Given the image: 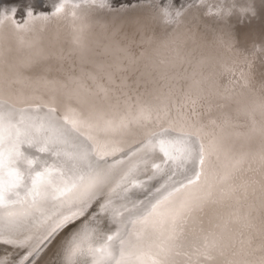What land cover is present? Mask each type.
Listing matches in <instances>:
<instances>
[{"label": "bare ground", "instance_id": "obj_1", "mask_svg": "<svg viewBox=\"0 0 264 264\" xmlns=\"http://www.w3.org/2000/svg\"><path fill=\"white\" fill-rule=\"evenodd\" d=\"M48 1L50 13L28 8L20 24L0 15V262L98 192L94 217L34 264H264V0H230L245 18L216 0L210 15L212 37L231 14L255 73L234 27L219 42L169 33L177 23L147 34L134 18H73ZM24 147L55 154L40 169ZM5 172L22 175L21 199Z\"/></svg>", "mask_w": 264, "mask_h": 264}, {"label": "rangeland", "instance_id": "obj_2", "mask_svg": "<svg viewBox=\"0 0 264 264\" xmlns=\"http://www.w3.org/2000/svg\"><path fill=\"white\" fill-rule=\"evenodd\" d=\"M19 1H22V0H17L16 2L11 1V2H14V3L10 4L11 8L12 7L16 8V11H15L16 14L14 16H15V20H16L17 24H20L19 22H20V19H21L20 15H17V13H18L17 12V8H19V6H20L19 4H17ZM76 1H78V5H81V6H78ZM79 1H80V3H79ZM191 1H193V0H65V5L63 7L67 6L65 12L69 11L70 14H68V15H71L73 18H76V15L77 16L78 15L82 16L81 12L83 10H85V9H88V10L93 9L95 12L99 13V16L101 18H103V17L106 18L107 17L106 19H107L109 24L111 23L110 25H113V23H112V21H114L113 17L116 16V15H121V16L123 15L121 17V20L123 18H125V17L126 18L127 17L128 18H134L138 24H143L144 26L147 27L146 28V29H148L147 30L148 31L147 34L150 31V27L149 26L157 24V25H159L160 28H162V29L164 28L166 30V29H169L170 26L173 27L177 23V25L172 30H168V31H170L169 33H174V32H178L179 33V31H180L181 34H187L188 35L189 31L192 32L194 30L197 33H200V31H201V36H209V37H211L209 35V33H210L212 27L215 26L214 25L215 23H213V22H215V20L213 19L212 16H210L213 13V12H211V10L213 8L215 9L216 5L219 6L220 5L219 2H216V0H196L195 1L196 3L194 5L192 3H190V5H192L191 7L186 8L188 6V5H186V7L184 8L185 4L189 3ZM198 1H200V2L198 3ZM233 1L234 2L246 1V3H248V1H252V0H233ZM39 2L40 1L33 0V5H34L33 7L36 8V9L42 7V4H39ZM56 2H58V0ZM72 2H73V4H72ZM105 2L107 3L108 7L101 8V7H103L102 4L105 3ZM70 4H72L73 6H71ZM49 5H51V3ZM75 5H77V6H75ZM235 5L236 4L230 2V0H229V1H227V3L225 5H222V6L225 7L227 11L229 10V12L232 13V12L236 11L237 7ZM238 6H240V5H238ZM73 7H74V9L76 8L75 10L78 11L77 14L74 12V10H71V9H73ZM141 7H142V9H141ZM4 8L0 7V15L2 17H4V16L6 17V15H7L8 19H11V16H10L9 12H4V10H6ZM237 9L244 11L243 18H245L247 16L246 13H245V9L242 6H240V8H237ZM1 10H2V12H1ZM51 11H52V9H49L46 12L50 13ZM10 12H12V11H10ZM115 12L116 13L119 12V13L116 14ZM237 12H238V10H237ZM121 13H123V14H121ZM127 13H128V15L130 14L131 16H128ZM125 14L127 16H125ZM183 14H184V16L181 17ZM44 16H53V15L52 14H45ZM198 17L199 18L200 17L204 18L205 23L208 24V25H205L204 21H201V20L199 21ZM224 17L227 19L226 23L227 24L230 23L231 26L224 27V25H222V26H221V24L218 25L217 29L212 32V37H213V39L216 42H219V39H218L219 38V36H218L219 34H221V33L225 34V33L228 32L227 28H231V27L237 26L236 25L237 22L234 21V19L231 17V14L224 15ZM192 18H194V19H192ZM195 18H196V20H198L201 23V29L200 28H198V29L197 28H189V25H191L192 23L194 24L196 22ZM4 19H6V18H4ZM4 19H2V20H4ZM17 19H19V21H17ZM54 19H56V18H54ZM166 19L168 20V23H167L168 25L167 26H163V27L160 26L162 24L163 20H166ZM2 20H1V22H2ZM161 20H162V22H161ZM217 21L219 23H221L222 20L219 17V18H217ZM79 22H80V19H79ZM210 24H212V25H210ZM155 28H157V27L155 26ZM231 32L235 34V39H234V41H232L234 46L232 45V47H235V49H243V51L246 52L245 49H247V48L244 45V43L241 41V37H240L242 31L235 28V31H231ZM212 49L215 50L213 46H212ZM246 53L249 54L247 56V58L250 60L249 68H250V70L253 73H255L254 70L256 69V65L253 63L254 55L252 54L251 51H250V53H248V52H246ZM251 55H253V57H251ZM259 64H260V61H259ZM258 69H260V70L262 69L263 73H261V74H264V68L261 66V64H260V66L257 67V70ZM253 73H252V77L254 75ZM223 75H226V74L224 73L221 76H223ZM15 142H16V140H13V144ZM13 144H11V145L15 146V147L19 146V142L18 143L16 142L14 145ZM16 144H18V145H16Z\"/></svg>", "mask_w": 264, "mask_h": 264}, {"label": "water", "instance_id": "obj_3", "mask_svg": "<svg viewBox=\"0 0 264 264\" xmlns=\"http://www.w3.org/2000/svg\"><path fill=\"white\" fill-rule=\"evenodd\" d=\"M37 1H40L39 4H42V7L37 8V9L33 7L34 6L33 0L19 1L17 3L20 5L19 8H17V12H18L17 15H20V18L22 20H25L26 12L28 11L27 9L29 7H30L29 9H31V11H34V14L38 13V11H40V12L45 11L46 12L49 9H51V6L48 5L49 1L48 2H47V0H37ZM14 2H16V1H14ZM13 3H11V4H13ZM102 5H103V8L108 7L106 2L103 3ZM10 6H11L10 3L7 6H5L4 9H6V10H4V11H8V12L12 11V14L15 15L16 14V12H15L16 8H13V7L11 8ZM17 20H19V19H17ZM166 20H163V22L161 20L163 26L168 25L167 24L168 22H166ZM152 144H153V146L157 147L161 151L166 150V148L163 147V145H160L156 140H154ZM53 148H54V146H53ZM22 150L28 153V155L26 157L31 156L32 159L35 158L36 167L39 166L38 168H40V169L43 168V165L46 166L48 164V162H50L52 160L53 154H55V152H52L51 150H46V151L40 150V149L38 150L37 148H32V147H27V148L24 147V148H22ZM17 163H19V161H17ZM4 168H2V169L0 168L1 173L3 172ZM23 169H24V167H23ZM11 174L12 173H6V172L2 174L3 177L6 176L7 180L11 182V186L13 187V189H10L11 190L10 198H12L13 200H16V198L19 196V198L21 199V196L25 191V189L20 188V187H22L23 183L21 181H18V182L14 181V177ZM20 183H22V185ZM7 184H8V182H7ZM18 190H20L19 193H18ZM101 197L102 196H100V194H98V192H96V193L92 194V196L89 197L88 200H86L82 204L79 203V205H77L76 209L73 210L72 212H68L67 214L62 215L61 217H58V215H56L55 216V218H56L55 222L48 229L47 232L40 234V236L38 237L36 242L33 243L32 245H27V246L22 245V247H20V248H14L11 252L8 253L9 254L8 257L6 256L7 259H4L6 263H3V264H20V261L22 259L24 260V264H34L35 263L34 261H36V258L40 254H42V252L44 253L45 249L50 244V242L53 241L55 238H59L60 237L59 235H61L65 229L70 228L73 225V223L82 220V218H87V217L93 218L94 217V215H93L94 211L98 210L99 207L101 206ZM65 218H68L67 222H63V221H65ZM95 224H96V220H93L91 225L94 226ZM94 236L96 237L97 235H94Z\"/></svg>", "mask_w": 264, "mask_h": 264}, {"label": "snow or ice", "instance_id": "obj_4", "mask_svg": "<svg viewBox=\"0 0 264 264\" xmlns=\"http://www.w3.org/2000/svg\"><path fill=\"white\" fill-rule=\"evenodd\" d=\"M20 155H22V154H20ZM13 158H15V154H14ZM23 159H24V162H26V163H28L29 165H31L32 161H29V160L27 159V157H24ZM201 162H202V159H201ZM2 167H3V153L0 152V168H2ZM22 178H23L22 175H21L19 172H17V173L15 174V176H14V181L18 182V181L21 180ZM191 182H192V181L190 180L189 183H191ZM42 184H43V174L37 172V173H36V176L33 177L34 192H35V194H36L37 196L40 195L39 187L42 186ZM2 201H3V193L0 192V204H2ZM67 220H68V218H65V221H63V222H67ZM58 226H59V225H58ZM25 259H26V258H25ZM0 264H3V262H0ZM20 264H24V260H23V259L20 261ZM70 264H71V262H70Z\"/></svg>", "mask_w": 264, "mask_h": 264}]
</instances>
